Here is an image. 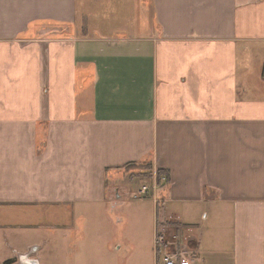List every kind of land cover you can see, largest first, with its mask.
Here are the masks:
<instances>
[{
  "label": "crops",
  "instance_id": "obj_1",
  "mask_svg": "<svg viewBox=\"0 0 264 264\" xmlns=\"http://www.w3.org/2000/svg\"><path fill=\"white\" fill-rule=\"evenodd\" d=\"M132 162L169 183L118 264H162L171 222L188 264H264V0H0V205L142 199ZM31 249L52 264L37 241L0 264Z\"/></svg>",
  "mask_w": 264,
  "mask_h": 264
},
{
  "label": "rangeland",
  "instance_id": "obj_2",
  "mask_svg": "<svg viewBox=\"0 0 264 264\" xmlns=\"http://www.w3.org/2000/svg\"><path fill=\"white\" fill-rule=\"evenodd\" d=\"M108 179L112 181L111 176ZM154 181L155 178L151 179L146 170L134 167L124 168L116 184L121 191L129 188L133 194L141 185L152 188ZM148 196L149 193L142 199L130 196L114 206L109 201L103 209L79 208L73 213L62 208L55 215L50 210L41 213L39 207L0 205V258L11 255L18 258L23 254L19 249L28 242L37 241L42 244V263L45 260L52 264H118L128 245L140 243L143 247L146 242L147 225L139 218L142 209L137 205L138 201L145 199L152 202ZM171 224L165 223L170 232H177ZM179 240L183 242L181 238ZM184 242L192 248L190 242ZM12 248L19 250L17 255L11 253ZM36 251L31 249L29 257L36 256Z\"/></svg>",
  "mask_w": 264,
  "mask_h": 264
},
{
  "label": "built area",
  "instance_id": "obj_3",
  "mask_svg": "<svg viewBox=\"0 0 264 264\" xmlns=\"http://www.w3.org/2000/svg\"><path fill=\"white\" fill-rule=\"evenodd\" d=\"M153 188V187H152ZM151 187L146 185L139 186L133 193L135 197H144L152 190ZM157 204L158 201L156 202ZM176 229V228H175ZM177 230V229H176ZM155 250L159 255V259L162 264H188L192 256L190 249L187 245L180 242L177 232H170L165 223H161L156 232L155 238ZM31 253V252H29ZM29 253H25L22 256L27 255L29 259ZM27 264V263H26Z\"/></svg>",
  "mask_w": 264,
  "mask_h": 264
},
{
  "label": "trees",
  "instance_id": "obj_4",
  "mask_svg": "<svg viewBox=\"0 0 264 264\" xmlns=\"http://www.w3.org/2000/svg\"><path fill=\"white\" fill-rule=\"evenodd\" d=\"M134 167H140L141 171L146 170V174H148L150 177L152 175L151 173V164L148 162H132V163H127L124 168L132 169ZM155 184L160 185V184H167L169 183V174L167 171L164 170H157L155 173ZM152 184V183H151Z\"/></svg>",
  "mask_w": 264,
  "mask_h": 264
},
{
  "label": "water",
  "instance_id": "obj_5",
  "mask_svg": "<svg viewBox=\"0 0 264 264\" xmlns=\"http://www.w3.org/2000/svg\"><path fill=\"white\" fill-rule=\"evenodd\" d=\"M33 252V250H32ZM21 262H25L27 264H37V261L35 259H29L27 255L20 257Z\"/></svg>",
  "mask_w": 264,
  "mask_h": 264
}]
</instances>
